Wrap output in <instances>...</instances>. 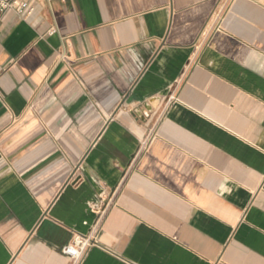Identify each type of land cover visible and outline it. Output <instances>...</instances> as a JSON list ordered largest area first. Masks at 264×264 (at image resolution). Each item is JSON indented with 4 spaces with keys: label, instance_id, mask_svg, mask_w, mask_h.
Listing matches in <instances>:
<instances>
[{
    "label": "crops",
    "instance_id": "obj_1",
    "mask_svg": "<svg viewBox=\"0 0 264 264\" xmlns=\"http://www.w3.org/2000/svg\"><path fill=\"white\" fill-rule=\"evenodd\" d=\"M264 264V0H37L0 14V264Z\"/></svg>",
    "mask_w": 264,
    "mask_h": 264
},
{
    "label": "built area",
    "instance_id": "obj_2",
    "mask_svg": "<svg viewBox=\"0 0 264 264\" xmlns=\"http://www.w3.org/2000/svg\"><path fill=\"white\" fill-rule=\"evenodd\" d=\"M36 2L37 0H0V14L12 12L22 19H28L36 10ZM98 228L99 222L88 236L77 235L62 248V254L70 260L69 264H81L88 249L96 244L95 234Z\"/></svg>",
    "mask_w": 264,
    "mask_h": 264
}]
</instances>
